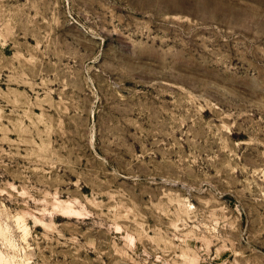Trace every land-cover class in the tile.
I'll return each mask as SVG.
<instances>
[{
	"label": "rangeland",
	"instance_id": "obj_1",
	"mask_svg": "<svg viewBox=\"0 0 264 264\" xmlns=\"http://www.w3.org/2000/svg\"><path fill=\"white\" fill-rule=\"evenodd\" d=\"M0 264H264V0H0Z\"/></svg>",
	"mask_w": 264,
	"mask_h": 264
}]
</instances>
